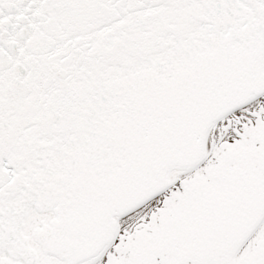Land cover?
I'll return each instance as SVG.
<instances>
[{"label":"water","instance_id":"water-1","mask_svg":"<svg viewBox=\"0 0 264 264\" xmlns=\"http://www.w3.org/2000/svg\"><path fill=\"white\" fill-rule=\"evenodd\" d=\"M263 56L264 0H0V264H97L112 218L262 93Z\"/></svg>","mask_w":264,"mask_h":264},{"label":"flooded vegetation","instance_id":"flooded-vegetation-1","mask_svg":"<svg viewBox=\"0 0 264 264\" xmlns=\"http://www.w3.org/2000/svg\"><path fill=\"white\" fill-rule=\"evenodd\" d=\"M253 106L222 125L201 164L180 172L146 214L111 237L106 259L264 264V100Z\"/></svg>","mask_w":264,"mask_h":264},{"label":"bare ground","instance_id":"bare-ground-1","mask_svg":"<svg viewBox=\"0 0 264 264\" xmlns=\"http://www.w3.org/2000/svg\"><path fill=\"white\" fill-rule=\"evenodd\" d=\"M255 101L250 103L248 106H245L243 108H240L232 113H230L229 115H242L244 114V110L248 109V108H251L253 107ZM250 110V109H249ZM228 115V116H229ZM223 120V119H217L216 120V123H215V127L216 125H218V123ZM178 173L177 174H174L171 176V181H173L176 177H177ZM157 197V196H156ZM156 197H154L153 199H155ZM152 199V200H153ZM152 202V201H151ZM151 202H147L145 203L143 206H141L140 208H138L135 212L131 213L130 215H126L125 217L123 216H120V217H117V223H116V229H117V232H121L123 231L124 229H126L132 221H134L136 218L140 217V216H143L144 214H146L147 210L150 208V204ZM97 264H101V262L99 261Z\"/></svg>","mask_w":264,"mask_h":264},{"label":"rangeland","instance_id":"rangeland-1","mask_svg":"<svg viewBox=\"0 0 264 264\" xmlns=\"http://www.w3.org/2000/svg\"><path fill=\"white\" fill-rule=\"evenodd\" d=\"M262 100H264V99H262ZM171 176H172V175L168 176V178H167V180H166V182H165L166 184H167V183L169 182V180L171 179Z\"/></svg>","mask_w":264,"mask_h":264}]
</instances>
